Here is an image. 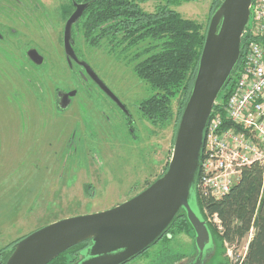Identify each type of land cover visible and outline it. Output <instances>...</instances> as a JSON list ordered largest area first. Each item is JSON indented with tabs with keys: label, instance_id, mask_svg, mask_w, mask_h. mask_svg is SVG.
<instances>
[{
	"label": "rangeland",
	"instance_id": "374dc122",
	"mask_svg": "<svg viewBox=\"0 0 264 264\" xmlns=\"http://www.w3.org/2000/svg\"><path fill=\"white\" fill-rule=\"evenodd\" d=\"M47 2L55 3L54 0ZM212 3L213 0H196L183 2L173 9L205 28ZM156 5L150 2L143 7L153 12ZM83 40L79 39V44L88 60L108 76L103 51H97L105 50L104 47L95 48ZM126 62L128 88L144 97L142 86L146 84H140L142 81L134 67ZM110 75L112 79L113 72ZM30 85L15 70L13 76L0 73V250L22 234L29 235L64 219L105 212L129 201L144 191L146 179L149 182L156 179L158 171L165 169L174 148V123L158 126L157 137L152 138V143L157 145L158 166L151 153L145 154L147 165L141 162L139 166L140 156L135 153L128 157L124 151L131 142L125 145L114 142L116 130L111 115L99 107L84 106L83 93L76 99L80 101L78 110L61 115L50 107L47 99L50 95L42 93L38 85H35L38 91ZM180 103V97L172 101L174 116ZM95 108L99 113L93 112ZM144 126L152 128L149 122ZM143 133L150 135L145 130ZM104 136L106 146L100 151ZM90 187L95 196L90 195ZM192 204L200 213L195 196ZM176 236L168 245L160 240L131 264L191 261L196 251L194 236ZM250 238L251 235L233 244L227 243L228 259L221 255V243L216 241V256L209 264H237L245 256Z\"/></svg>",
	"mask_w": 264,
	"mask_h": 264
},
{
	"label": "water",
	"instance_id": "95a60500",
	"mask_svg": "<svg viewBox=\"0 0 264 264\" xmlns=\"http://www.w3.org/2000/svg\"><path fill=\"white\" fill-rule=\"evenodd\" d=\"M253 0H223L211 16L193 88L179 121L171 161L164 175L136 197L111 210L49 224L18 241L6 264H49L69 249L89 242L76 264H126L159 242L184 211L193 231L199 264L216 256L217 242L194 208L209 121L220 94L242 57V39L251 22ZM86 6H77L66 25L67 56L71 28ZM104 92L118 101L92 69L82 64ZM199 206V204H198ZM200 208V207H199Z\"/></svg>",
	"mask_w": 264,
	"mask_h": 264
},
{
	"label": "trees",
	"instance_id": "16d2710c",
	"mask_svg": "<svg viewBox=\"0 0 264 264\" xmlns=\"http://www.w3.org/2000/svg\"><path fill=\"white\" fill-rule=\"evenodd\" d=\"M191 1L196 0H93L84 16L92 22H80L78 26L81 37L90 46L111 49L116 55L123 54L131 63L136 75L151 91L146 108L153 123L159 126L169 123L173 113L172 101L181 98L178 113L173 114L174 143L193 88L211 16L223 2L213 0L204 28L198 21L185 18L173 9ZM150 2L157 4L153 12L143 7ZM247 43L245 35L242 57L220 94L215 110L227 103L236 88ZM197 197L205 220L217 215L221 221V231L207 221L216 240L221 243V255H226L227 243L233 244L251 235L246 254L237 264H264V168L253 166L245 169L239 184L219 201ZM186 229L191 228L184 211H181L163 238L174 230V234H182ZM14 245L0 250V264H6ZM88 245V242H83L49 264H73L74 257L84 252Z\"/></svg>",
	"mask_w": 264,
	"mask_h": 264
},
{
	"label": "flooded vegetation",
	"instance_id": "af4514ba",
	"mask_svg": "<svg viewBox=\"0 0 264 264\" xmlns=\"http://www.w3.org/2000/svg\"><path fill=\"white\" fill-rule=\"evenodd\" d=\"M47 1L0 0V73L13 76L15 70L21 77L25 78L28 86L31 84L30 87L38 91L35 87V85H38L42 93L46 96L50 95L47 98L50 101V107L61 115L71 110H78L80 101L76 99L79 93H83L85 98L81 102L84 106L93 105L111 115L112 124L116 130L114 142L117 141L116 144L121 145L131 142L124 150L126 155L129 157L131 154L137 153L140 156L138 164L141 166V162L147 165L144 160L147 156L145 154L151 153L152 157L156 159L155 165L157 167V145L152 143V138L153 136L157 137L155 130L159 128V125L153 123L147 116L146 103L151 96L146 85L142 86L144 97L137 96L128 88L126 80L127 62L123 54L116 55L111 49L97 50L103 51L102 54L105 56L104 67L109 71V75L106 76L88 60L87 53L79 44V39L82 37L80 38L78 26L80 22H92L91 19L84 16L93 0H54V4H49ZM80 5L86 6V8L81 18L71 28L70 46L76 56V58H73L72 56L68 57L66 54L65 31L68 21L76 13L77 6ZM83 63H86L92 69L118 101L102 90L99 84L88 74L86 68L82 65ZM110 72L114 74L112 79ZM109 80H114V82H108ZM140 84L144 83L140 82ZM154 102L152 100V103ZM93 112H98L97 108ZM148 122L151 124V129L144 126ZM172 123H174L173 113L170 122L166 124L167 127ZM144 130L149 132L150 135L145 136ZM104 146H106L105 136L100 151H104ZM138 149H141L140 151L145 149V151L141 155ZM166 167L161 173L156 172V179L150 182V179H146L145 182H148V184L145 189L164 175ZM152 178L153 175H151ZM88 190L90 195L95 196L93 188L90 187ZM174 231L161 240L166 243L164 245H168L167 243L177 237ZM191 234L193 235L191 229H186L182 233L186 236ZM24 237L26 236L10 242L8 246L16 244ZM90 246L91 243L85 248V251ZM148 250L126 264H131V262L133 263L144 256ZM81 254L74 257L76 260L73 264L79 261ZM196 259L197 256L190 264H199Z\"/></svg>",
	"mask_w": 264,
	"mask_h": 264
},
{
	"label": "built area",
	"instance_id": "2783aa9c",
	"mask_svg": "<svg viewBox=\"0 0 264 264\" xmlns=\"http://www.w3.org/2000/svg\"><path fill=\"white\" fill-rule=\"evenodd\" d=\"M246 36L236 88L208 124L197 186L200 200L219 201L239 184L245 169L264 168V0H253ZM208 222L222 230L217 215Z\"/></svg>",
	"mask_w": 264,
	"mask_h": 264
},
{
	"label": "crops",
	"instance_id": "0c3cea01",
	"mask_svg": "<svg viewBox=\"0 0 264 264\" xmlns=\"http://www.w3.org/2000/svg\"><path fill=\"white\" fill-rule=\"evenodd\" d=\"M23 236H27V235L26 234H22L21 236H19L16 240H13L12 242L17 241L18 239H20Z\"/></svg>",
	"mask_w": 264,
	"mask_h": 264
}]
</instances>
